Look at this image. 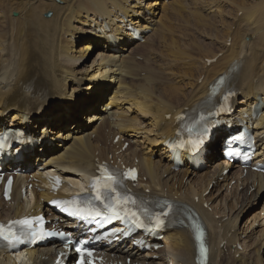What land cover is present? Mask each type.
I'll use <instances>...</instances> for the list:
<instances>
[{"label":"bare ground","instance_id":"bare-ground-1","mask_svg":"<svg viewBox=\"0 0 264 264\" xmlns=\"http://www.w3.org/2000/svg\"><path fill=\"white\" fill-rule=\"evenodd\" d=\"M221 78L235 94L231 115L209 110L219 123L212 138L198 157L182 151L175 169L169 142L179 117L199 109ZM257 105V151L245 174L218 146ZM8 128L27 134L0 164L23 173L9 203L0 186V221L44 214L55 228L83 232L49 204L69 188L52 191L44 175L88 185L106 161L138 167L134 191L203 217L208 264H264V205L255 210L264 175L253 170L264 165V0H0V132ZM29 186L33 204L23 200ZM61 250L60 242L38 246L23 261L0 251V264H55ZM98 250L115 264H196L197 256L183 227L142 247L124 240Z\"/></svg>","mask_w":264,"mask_h":264},{"label":"snow or ice","instance_id":"snow-or-ice-1","mask_svg":"<svg viewBox=\"0 0 264 264\" xmlns=\"http://www.w3.org/2000/svg\"><path fill=\"white\" fill-rule=\"evenodd\" d=\"M102 174H103V183L101 185L102 188L106 189L110 192H115L116 188L114 187V185L118 183V180L116 179V177L114 175L108 173L106 168L102 169ZM126 175L134 180L135 179V170L134 169L129 170L128 173H126ZM9 183H10V181H9ZM97 183H99V181H97ZM96 199H98V200L101 199V196L99 194H97ZM115 199H116L117 204L126 205L127 203H133V204L135 203V200H132L131 197H127V196L123 197V198H120L119 196H117ZM66 203H71V204L76 206L75 211L71 212L72 215H81L84 213H86L87 215H93V214L97 215V216L100 215V212L97 209L81 208L79 206V202H77V201L66 202ZM106 207H108V205H106ZM114 215L116 216V218H119L118 212H115ZM157 222L162 223V221H160L159 217H157ZM13 223L27 226L30 224V221L25 219V220L16 221ZM17 238L18 237L15 235V233L12 232L11 228H9L6 232L4 226L0 225V239L7 241L8 243H12ZM201 238H202V232H198L197 240H200ZM77 251H79V249ZM203 251H204L203 247H201V252L203 253ZM88 254L91 255L90 252Z\"/></svg>","mask_w":264,"mask_h":264},{"label":"rangeland","instance_id":"rangeland-1","mask_svg":"<svg viewBox=\"0 0 264 264\" xmlns=\"http://www.w3.org/2000/svg\"><path fill=\"white\" fill-rule=\"evenodd\" d=\"M61 102H63V100H60L59 102H55V104H53V105L50 107V109H52V110H56L57 107L60 106ZM239 193H241V191H240ZM263 205H264V203H262L261 205L256 206V209H255V210H257V211L260 210V211H261L262 208H263ZM255 210L253 209V210H250V211L246 212L245 214H243L244 216H242V218H241V219H242L241 223H242V224H246L248 218H249L250 215H251V213H253ZM245 222H246V223H245Z\"/></svg>","mask_w":264,"mask_h":264}]
</instances>
